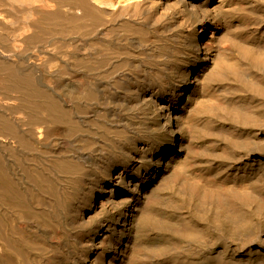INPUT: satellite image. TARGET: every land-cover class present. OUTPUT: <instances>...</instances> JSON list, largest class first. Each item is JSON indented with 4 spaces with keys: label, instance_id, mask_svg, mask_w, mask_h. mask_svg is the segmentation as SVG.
<instances>
[{
    "label": "bare ground",
    "instance_id": "bare-ground-1",
    "mask_svg": "<svg viewBox=\"0 0 264 264\" xmlns=\"http://www.w3.org/2000/svg\"><path fill=\"white\" fill-rule=\"evenodd\" d=\"M0 264H264V0H0Z\"/></svg>",
    "mask_w": 264,
    "mask_h": 264
},
{
    "label": "rangeland",
    "instance_id": "rangeland-1",
    "mask_svg": "<svg viewBox=\"0 0 264 264\" xmlns=\"http://www.w3.org/2000/svg\"><path fill=\"white\" fill-rule=\"evenodd\" d=\"M209 34V33H208ZM204 40H208V37L207 38H204ZM171 130H172V122H171ZM171 144H169V147H171L170 146Z\"/></svg>",
    "mask_w": 264,
    "mask_h": 264
}]
</instances>
